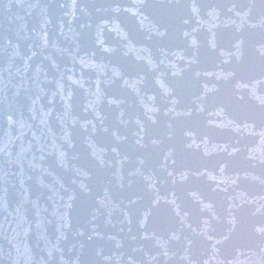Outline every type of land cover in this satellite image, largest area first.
Returning <instances> with one entry per match:
<instances>
[{"label":"water","instance_id":"1","mask_svg":"<svg viewBox=\"0 0 264 264\" xmlns=\"http://www.w3.org/2000/svg\"><path fill=\"white\" fill-rule=\"evenodd\" d=\"M0 264H264V0H0Z\"/></svg>","mask_w":264,"mask_h":264}]
</instances>
